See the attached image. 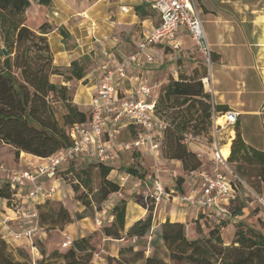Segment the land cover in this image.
<instances>
[{
    "label": "trees",
    "instance_id": "16d2710c",
    "mask_svg": "<svg viewBox=\"0 0 264 264\" xmlns=\"http://www.w3.org/2000/svg\"><path fill=\"white\" fill-rule=\"evenodd\" d=\"M52 8L53 0H0V147H12L16 157L22 152L41 158L57 154L72 145L71 128L91 119V111L82 109L74 102L71 88L54 83L51 79L52 75L60 74L67 81L81 80L88 66L87 57L74 60L67 70L55 66L48 37L53 28L49 16ZM138 11L142 14V7H138ZM60 30L66 35L63 29ZM2 48H6L8 56L4 55ZM213 106L212 96L205 91L202 79L196 80L195 77L191 80L184 77L170 79L157 99L155 114L168 124L163 138L169 134L173 138L168 157L182 161L187 173L200 169L202 162L198 153L187 148L184 140L187 137H202L210 141ZM229 159L257 163L264 168V151L249 146L239 131L233 141ZM84 160L87 161L86 167H83ZM94 165L99 168L102 177L96 193L105 203L110 196L121 190L119 183L108 178L114 169L111 165L80 158L57 171V175L68 183L73 194L81 191L76 198L85 206L93 205L91 194L95 193L91 171ZM238 171H242L241 165ZM127 172L146 178V174L135 167L128 168ZM1 180L0 198L11 204L16 191L8 180H3L2 184ZM184 182V177L177 179L178 188L182 191ZM241 194L232 202V218L227 221L218 220L223 226L243 216V207L235 209ZM142 204L147 206L144 198ZM37 208L38 222L43 229L45 225L63 229L66 224L74 221L73 214L64 205L55 211L47 200L38 204ZM148 210V216L136 221L124 235L127 201L121 199L114 204V221L104 227L105 235L115 239L133 236L142 239L151 234V253L148 256L145 250H138L135 245L122 246L120 255L133 253L141 264H264V234L249 226L245 230L243 222L238 225L235 239L230 245L224 243L218 227H214L206 236L192 239L187 235L185 223L170 220L163 223L159 233L152 237L154 207ZM83 216V213H76V219ZM94 238L92 234L75 239L68 249L54 250L49 255L43 248L42 258L33 260V263L94 264L97 251ZM110 260L128 264L121 258ZM0 264H32V260L22 248L11 249L8 241L0 234Z\"/></svg>",
    "mask_w": 264,
    "mask_h": 264
},
{
    "label": "crops",
    "instance_id": "0c3cea01",
    "mask_svg": "<svg viewBox=\"0 0 264 264\" xmlns=\"http://www.w3.org/2000/svg\"><path fill=\"white\" fill-rule=\"evenodd\" d=\"M196 2L204 30L214 52L211 89L204 87L205 91L211 94L214 106L220 111L227 109L238 112L237 131L241 133L249 146L264 151V0H196ZM138 7H142V14L138 11ZM49 16L53 28L48 37L55 66L67 70L76 59L87 57V62L91 61L87 66L86 75L81 80L67 81L65 76L60 74H54L51 77L54 83L69 86L74 102L84 110L91 108L92 99L103 80L105 67L118 65L123 59L136 53L144 35L161 22L160 13L142 0H53V8ZM60 29H63L66 35L62 34ZM177 42L180 45L179 49L173 48L166 42L155 44L141 52L139 62L135 64L129 62L128 74L132 80L125 78L120 81L121 93L130 92L133 85L145 84L151 90L148 100L157 102L170 79L178 80L184 77L186 80H191L195 77L198 80L207 77L208 74H205V69L201 66L197 48L186 27L182 26L178 30ZM148 56L153 57L152 62L148 61ZM132 131L135 132L134 138L130 140L132 141L139 131L135 126H122L118 134L112 138L108 137L111 150L116 155L115 159H120L124 152L131 151L125 150L123 148L125 142H120L119 139ZM235 132L234 128L231 151L236 138L233 134ZM191 145H193L192 151L201 156L203 147L208 149L212 164L209 167L202 164L201 169L211 173L215 163L208 144L201 146L200 143L193 141ZM137 151L145 152L153 159H158L162 152L160 149L159 153L154 155L149 151V146ZM16 158L19 159V168L15 170L9 171L8 165L11 164L6 163L7 167L2 164L1 182L7 180L13 171L36 169L47 163V158L24 152ZM172 161L176 162V168L165 169L166 174L155 170L153 171L155 175H148L140 169L141 173L146 174L145 179L130 175L128 180H134L136 187L144 186L145 191L152 187L153 178L159 177L168 190L182 191L178 188V183L177 185L168 183L171 179L168 176L169 173L175 172L174 176H177L176 174L180 175L185 171L184 166L180 164L182 161L178 159H172ZM65 167L66 165H62L60 168ZM115 172L116 170L113 169L109 174L110 180L115 181L111 179ZM125 173L128 172H123L121 175ZM37 182L48 190L54 189L52 196L40 198L38 204H43L47 200L58 201L71 213H73L72 210L76 213H83L85 210V205L82 208L78 206L80 204L78 200L73 202V193L61 176L49 178L42 175ZM189 187V182L185 178L184 192H188ZM31 189L32 185L28 183L18 198L19 202L27 207L34 204L29 197ZM127 192L128 190L121 189L120 192L112 195L113 200L108 202L103 210L96 212L98 216L103 215L102 223L106 221L105 225H98L90 216L84 214L83 218L66 224L60 230L61 233L70 236L72 241L94 234L96 238H100L96 246L102 248V251L111 258H118L119 250L125 240L108 237L103 230L114 221L112 214L114 204L121 199L127 201L124 235L136 221L145 219L149 214L148 208L136 201L134 197L131 198ZM137 192L142 191L138 189ZM201 215L203 214L196 207L180 208L169 200L161 202L153 212L152 237L159 233L161 225L167 220L190 226L192 224L189 223L193 220L202 221ZM7 218L10 220L11 227L19 230V220L12 206L6 199L0 198V234H2V223ZM37 221V218L29 214L26 226H32ZM44 231L39 238L46 235ZM96 238H94V244ZM7 241L13 250L31 247L33 254H40L38 247L29 239H8ZM103 242H107L106 247H103ZM115 247H117L116 252L113 251ZM50 249L53 250L51 247ZM108 249L112 251L108 252ZM94 264L110 263L101 255L100 260H94Z\"/></svg>",
    "mask_w": 264,
    "mask_h": 264
},
{
    "label": "built area",
    "instance_id": "2783aa9c",
    "mask_svg": "<svg viewBox=\"0 0 264 264\" xmlns=\"http://www.w3.org/2000/svg\"><path fill=\"white\" fill-rule=\"evenodd\" d=\"M142 1L160 13L161 22L144 35L136 53L123 59L118 65L105 67L103 80L91 102L90 121L76 124L70 130L72 145L47 158L45 165L36 169L16 170L9 175L7 180L16 191L10 205L19 220V230L11 227L9 218L5 219L2 223L1 235L6 240L29 239L33 241L44 231L38 221L32 226H26L29 214L38 220L37 202L39 199L50 197L54 192V189L48 190L37 182L39 176L46 175L49 178H56L57 171L62 165L68 166L72 161L80 158L110 165L116 155L111 150L108 137L112 138L118 134L122 126H135L139 130L134 140L123 144L125 150H142L149 146L152 154L159 153L163 133L168 124L156 116V102L148 100L151 95L150 88L145 84H138L133 85L130 92L121 93L119 86L122 79L132 80L128 74V63L139 62L141 52L145 48L166 42L173 48L179 49L177 32L180 27H186L209 68L208 76L203 78L202 82L204 87L211 89L213 51L204 30L196 0ZM148 61L152 62L153 57L148 56ZM238 116L235 110L219 111L213 106L210 141L207 142L215 163L213 171L209 173L201 168L189 171L187 173L190 185L188 192L168 190L159 177H154L152 187L144 191L148 209L149 207L155 209L161 202L169 200L180 208L196 207L205 217H216L219 221H227L232 218L233 200L243 190L246 194L250 192L256 196L264 206V197L257 195L231 170L229 165L232 132L238 122ZM226 131L228 133L224 136ZM227 147L228 154L225 155L224 150ZM223 168L230 171L231 177L224 173ZM129 176V173L120 175L118 177L120 184L123 185ZM115 182L119 183L117 180ZM28 183L32 185L29 197L34 203L30 207L22 205L18 200ZM112 200L113 196H110L105 205ZM96 223L102 225V219L97 218ZM123 240L135 244L141 239L133 236L124 237ZM72 242L71 237L67 236L63 245L69 247Z\"/></svg>",
    "mask_w": 264,
    "mask_h": 264
},
{
    "label": "rangeland",
    "instance_id": "374dc122",
    "mask_svg": "<svg viewBox=\"0 0 264 264\" xmlns=\"http://www.w3.org/2000/svg\"><path fill=\"white\" fill-rule=\"evenodd\" d=\"M258 5L260 6V4ZM194 46H195V43H194ZM197 53L199 54V60L202 62L201 66L204 67L205 72L208 74L209 68L205 63V60L202 54L198 50H197ZM213 60H214V52H213ZM237 128H238V124L235 127L236 132L233 133L235 134V137H236V133L238 130ZM227 133L228 131L224 133V136H226ZM134 136H135V132L132 131L131 133L122 135L119 141L127 143L132 138H134ZM172 140L173 138L171 134L165 136V138L162 139L161 141L162 142V145H161L162 152H161V155L158 157V159H153L149 154L145 152L141 153L137 150H131V151L124 152L120 159H114V161H112L110 164L116 170V172L112 174L111 179H114L115 181L117 180L119 182L118 177L121 175V173L127 172L128 168H131V167H135L139 170L141 169V171H144L148 175H155V172H153L155 170L159 171V173L166 174L165 169L176 168V162H173L172 159L168 157V154H170L169 145ZM193 141L200 143L201 146L208 144L207 139L205 138L201 137L198 139H193L191 137H187L185 138L184 142L187 148L191 151L193 147L191 143ZM209 157L210 156H209L208 149L206 147H203L202 156L200 155L199 159L202 162V164H205L206 167H209L212 164L209 160ZM0 162L2 164H5L6 167H7L6 163L11 164V165H8L9 171L19 168V165H18L19 159H17L14 156V150L10 146L4 145L0 147ZM83 163H84L83 167H86L87 161L84 160ZM180 164L183 165L182 162H180ZM229 165H230L231 170L235 174H237L249 187H251L257 195L264 197V178H262V172H264V168L262 166H260L257 163L245 162L241 159H237V161H232L229 159ZM239 165H241L243 173L242 171H238ZM223 171L227 176L231 177L230 171L224 168H223ZM174 173L175 172H171L168 175L171 178L170 180H168L169 181L168 183L170 185L172 184L177 185V179L179 177H184L187 179L186 170L180 175L176 174L177 176H174ZM91 175L93 177L92 189H93V192L95 193L94 195L91 194V197L93 199V205L86 206L85 210L83 211V214L90 216V218L96 223L97 218L103 219V215L98 216L96 212H100L101 210H103V208L106 207V205L105 203H103V201H101V196L98 193H96V191L101 186L102 177L100 176L99 168L96 167L95 165L92 167ZM134 182L135 181L131 179L127 180L121 186V189L128 190L127 193L131 198L134 197L136 201H138L139 203H142L143 198H144V192H143L144 186L136 187L134 185ZM2 183H4V181L1 182V184ZM138 189H140L142 192L138 193L137 192ZM80 194H81V191L78 194H73V199H72L73 202L75 200H78L76 197ZM79 202L80 204L78 206L82 208L84 204L82 203V201H79ZM61 205L63 204H61V202H58V201L51 202V206L53 207V209H55V211H58ZM68 205L70 206V203ZM239 207L244 208L243 216H241L240 218L236 219L234 222L228 225L223 226L222 223L220 224L218 222V219L216 217L209 218V217H205V215H202L201 217L203 219L202 221L193 220L192 223H189L192 225L187 226L188 237L195 239L200 236H206L209 234V232L214 227H218L224 243L227 245H230L233 243L235 239V233L238 229V225L241 222L245 223L244 225L245 230H247V226H249L264 234V206L260 203V201L256 198V196L252 195L250 192L246 194L245 191L243 190L240 199L235 204V209ZM72 211H73L72 214L74 216V221H76L77 220L76 212H74V210ZM105 215H107V213ZM106 223L107 222L104 221L102 225H105ZM43 227L45 230L44 232H46V235L42 236V238H39L38 236L34 238L33 240V244L36 247H38L40 254L39 255L33 254L31 247L22 248L24 251H26L29 254L30 259L32 260V264H34L33 260L42 258L41 251L43 248L46 250L47 255L51 254L54 250L64 251L69 248V247H64L63 245V243L67 240V236L61 233L60 230L62 229L60 227L52 228L48 225H45ZM198 227H199V231H198ZM150 235L151 234H149L145 238H142L140 241H138L135 244H133L131 241L129 242L125 241L123 242V246L135 245L136 247H138L137 248L138 250H145V255H149L151 253V247L149 243L151 239L149 237ZM99 241H100V238L97 237L95 240V245H97ZM106 245H107V242H103V247H106ZM50 247L53 248V250H51ZM96 247H97V251H96L94 260L96 259L100 260V256L103 255V257L107 258L108 263L118 264L116 261L114 262L113 260H110L112 258L108 256V254L105 251H102V248H98V246ZM108 250H109L108 252L112 251V249H108ZM116 250H117V247H115L113 251L116 252ZM118 258H121L123 261L127 262L128 264H141L142 263L140 259L137 258L136 255L130 252L129 253L127 252L124 256L118 254Z\"/></svg>",
    "mask_w": 264,
    "mask_h": 264
},
{
    "label": "water",
    "instance_id": "95a60500",
    "mask_svg": "<svg viewBox=\"0 0 264 264\" xmlns=\"http://www.w3.org/2000/svg\"><path fill=\"white\" fill-rule=\"evenodd\" d=\"M2 51H3V53H4L5 56H8L9 55L8 51L6 50V48H2Z\"/></svg>",
    "mask_w": 264,
    "mask_h": 264
},
{
    "label": "bare ground",
    "instance_id": "6f19581e",
    "mask_svg": "<svg viewBox=\"0 0 264 264\" xmlns=\"http://www.w3.org/2000/svg\"><path fill=\"white\" fill-rule=\"evenodd\" d=\"M224 153H225V155L228 154V147L226 148V150H224Z\"/></svg>",
    "mask_w": 264,
    "mask_h": 264
}]
</instances>
